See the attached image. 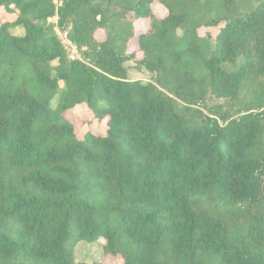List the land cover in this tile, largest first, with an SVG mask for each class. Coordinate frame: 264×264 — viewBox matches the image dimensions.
<instances>
[{
	"label": "trees",
	"instance_id": "1",
	"mask_svg": "<svg viewBox=\"0 0 264 264\" xmlns=\"http://www.w3.org/2000/svg\"><path fill=\"white\" fill-rule=\"evenodd\" d=\"M0 8V264H104L74 258L99 239L122 264H264V0ZM82 105L106 136L79 139Z\"/></svg>",
	"mask_w": 264,
	"mask_h": 264
},
{
	"label": "rangeland",
	"instance_id": "2",
	"mask_svg": "<svg viewBox=\"0 0 264 264\" xmlns=\"http://www.w3.org/2000/svg\"><path fill=\"white\" fill-rule=\"evenodd\" d=\"M155 7V15H157L158 18H164L166 16V10L159 8L157 9V5H153ZM114 12H117L118 10L114 9ZM128 20H132V16L128 15L126 17ZM16 20V15L13 14H7L3 8H0V24H3L5 22L12 23ZM135 30L137 33L141 34V31H148L150 20L148 19H135ZM53 23H56V19L52 20ZM133 22V20H132ZM220 28H214V29H201L200 35L201 37H206L207 35L215 36L219 32ZM140 31V32H139ZM12 34L21 36L24 34V30L22 28L19 29H12ZM143 32V33H144ZM58 34L60 38L62 39L65 47L67 48V51L72 59H79L81 56L76 50V48L71 45V43L67 40L66 35L61 34L58 31ZM179 35L181 36L182 33L180 32ZM95 37L96 40L99 42H104L106 40L107 34L104 30H99L96 32ZM137 42L136 39H133L131 42V47L134 49L135 46L137 49ZM143 59V53H138L137 60L141 61ZM126 68L129 72V77L132 81H139L142 83H148L153 81L151 74L144 71L141 72L139 66L136 64V60L134 62H127ZM214 103H217L216 100H212ZM213 102H210L213 104ZM67 118L75 125L77 134L79 139H83L87 134L91 133L96 136H106L107 132V119L103 120L102 122L97 121L94 118V114L91 112V110L86 106L82 105L70 112L67 113ZM106 242L104 239H99L95 243H87V242H80L76 245L74 248V258L77 262L83 261V262H102L104 264H122L123 260L121 258H109L106 257L104 254V246Z\"/></svg>",
	"mask_w": 264,
	"mask_h": 264
},
{
	"label": "crops",
	"instance_id": "3",
	"mask_svg": "<svg viewBox=\"0 0 264 264\" xmlns=\"http://www.w3.org/2000/svg\"><path fill=\"white\" fill-rule=\"evenodd\" d=\"M79 262H83V261H79ZM95 262H98V261H95ZM95 262H91V263H95ZM86 263H88V262H86Z\"/></svg>",
	"mask_w": 264,
	"mask_h": 264
}]
</instances>
